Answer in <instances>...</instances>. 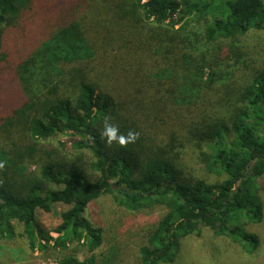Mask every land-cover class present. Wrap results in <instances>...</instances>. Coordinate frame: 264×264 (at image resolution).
Segmentation results:
<instances>
[{
  "label": "trees",
  "instance_id": "16d2710c",
  "mask_svg": "<svg viewBox=\"0 0 264 264\" xmlns=\"http://www.w3.org/2000/svg\"><path fill=\"white\" fill-rule=\"evenodd\" d=\"M253 31L264 0H0V242L16 223L33 252L101 264L87 215L109 196L166 210L139 264H174L206 232L248 255L264 247L245 228L264 220V65L243 45ZM106 116L139 139L107 147ZM81 150L88 166L61 154ZM61 208L52 230L40 224Z\"/></svg>",
  "mask_w": 264,
  "mask_h": 264
},
{
  "label": "rangeland",
  "instance_id": "374dc122",
  "mask_svg": "<svg viewBox=\"0 0 264 264\" xmlns=\"http://www.w3.org/2000/svg\"><path fill=\"white\" fill-rule=\"evenodd\" d=\"M243 45L249 50L250 58L260 64V67L263 66L264 32H251L244 39ZM101 90L104 89L101 88ZM104 91L107 93L106 90ZM111 95L113 100H117L113 94ZM144 98L146 107L155 101V98L151 96ZM54 144L51 143L53 146ZM80 152L78 154L61 151V154L66 155L72 163L88 166L87 164L92 161L90 153L84 150ZM188 164L199 175V167L190 161ZM261 197L264 203V192L261 193ZM62 212V208L51 214L39 212L37 218L43 227L52 230L58 224V214ZM165 212L166 210L160 206H154L143 212L128 211L119 207L114 199L109 196L94 201L90 205L87 217L94 228L102 231L104 244L95 252L98 261L101 264H139L140 249L146 245L149 233L166 214ZM14 224L17 228V237L11 241L0 242V264L60 263L61 253L54 252L50 247L45 251L36 249L33 252L27 240L21 236L23 227ZM245 228L261 240L264 239V220L260 224H247ZM53 236L55 237V235ZM75 248L72 247L70 253L71 255L76 253L80 261L89 257L86 249L78 252ZM174 264H264V247H261L254 255H248L239 245L223 238L214 237L209 232L202 234V236L195 234L183 242Z\"/></svg>",
  "mask_w": 264,
  "mask_h": 264
},
{
  "label": "clouds",
  "instance_id": "9594fccd",
  "mask_svg": "<svg viewBox=\"0 0 264 264\" xmlns=\"http://www.w3.org/2000/svg\"><path fill=\"white\" fill-rule=\"evenodd\" d=\"M139 133L129 129L127 133H121L118 125L112 122L111 117H105L103 126L99 131V136L105 145L111 148L114 144L121 148L127 147L129 144L135 143L139 139ZM7 161H0V171L5 169ZM3 180L0 179V184Z\"/></svg>",
  "mask_w": 264,
  "mask_h": 264
}]
</instances>
